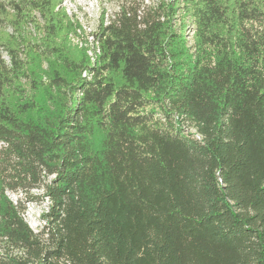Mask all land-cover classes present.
Wrapping results in <instances>:
<instances>
[{"label":"trees","instance_id":"1","mask_svg":"<svg viewBox=\"0 0 264 264\" xmlns=\"http://www.w3.org/2000/svg\"><path fill=\"white\" fill-rule=\"evenodd\" d=\"M60 2L0 1L2 264H264V0L103 8L94 63Z\"/></svg>","mask_w":264,"mask_h":264},{"label":"rangeland","instance_id":"2","mask_svg":"<svg viewBox=\"0 0 264 264\" xmlns=\"http://www.w3.org/2000/svg\"><path fill=\"white\" fill-rule=\"evenodd\" d=\"M1 1V0H0ZM3 1V0H2ZM130 2L131 0H61L56 7V10H60L66 15V22H72L74 24L73 30L69 31L66 36L68 43L76 48L86 51L91 62L94 63L98 55L100 54V44L96 39L94 32L98 26L103 8L106 11V18H113L115 13L119 10V6L123 2ZM144 4H151L157 0H135ZM37 19L42 22L41 17L37 14ZM179 23V21H178ZM26 32L31 37L40 40L44 36L43 31H39L33 22H29L25 26ZM14 29L7 23L0 21V35L2 33H13ZM189 40L192 39V32L189 31ZM65 39V37H64ZM4 57L8 60L9 57L5 53ZM44 78L47 79L46 71L49 66L47 62L43 63ZM85 75V74H84ZM23 83H25L23 81ZM29 88V84H25ZM193 129L190 130V132ZM31 195L39 197L36 200H30L25 194L16 191H9V198L16 203L18 201L19 214L22 216L24 222L29 226L34 234H40L43 227L46 224V213L50 206V200L48 198H42L43 190L41 188H35L31 190ZM7 206H0V220H5L8 216ZM39 239L38 237H36ZM13 251L15 254H20L23 250L12 244L7 238H0V253H7ZM0 264H2V257L0 256Z\"/></svg>","mask_w":264,"mask_h":264},{"label":"built area","instance_id":"3","mask_svg":"<svg viewBox=\"0 0 264 264\" xmlns=\"http://www.w3.org/2000/svg\"><path fill=\"white\" fill-rule=\"evenodd\" d=\"M192 132L195 133V137H196L197 139H202V136H201L199 133H196V130H192ZM219 183H220L221 185H224L223 178H222L220 175H219Z\"/></svg>","mask_w":264,"mask_h":264}]
</instances>
